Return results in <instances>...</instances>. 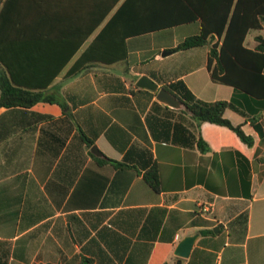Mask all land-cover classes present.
<instances>
[{"label":"crops","instance_id":"obj_1","mask_svg":"<svg viewBox=\"0 0 264 264\" xmlns=\"http://www.w3.org/2000/svg\"><path fill=\"white\" fill-rule=\"evenodd\" d=\"M101 16L95 0H0V72L50 99L0 108V264H176L206 229L183 264H264V101L212 80L210 45L174 52L198 22L112 43ZM143 75L230 102L254 145L162 104Z\"/></svg>","mask_w":264,"mask_h":264},{"label":"trees","instance_id":"obj_2","mask_svg":"<svg viewBox=\"0 0 264 264\" xmlns=\"http://www.w3.org/2000/svg\"><path fill=\"white\" fill-rule=\"evenodd\" d=\"M95 1L101 9L104 3V17L101 16L96 22L95 30L107 17L108 12L112 13L111 19L96 39L107 36L112 43L125 42L132 37L198 22L199 33L187 37L174 52L210 45L207 68L212 80L231 86L256 100L264 101V0ZM253 30L259 31L260 34L254 38L256 46L249 48L246 40ZM0 88V108L29 109L41 101L50 100L45 99L43 93L16 87L5 71L0 72ZM178 91L176 95L187 106V111L199 126L212 123L228 127L245 144L254 145L252 136L225 117L226 110L232 106L230 102L201 101L182 83ZM89 144L92 142L89 141ZM199 147L203 152L209 150L202 139L199 140ZM145 179L152 189L160 191L157 167L150 169L145 174ZM213 233L214 231L209 229L201 231L203 236Z\"/></svg>","mask_w":264,"mask_h":264},{"label":"water","instance_id":"obj_3","mask_svg":"<svg viewBox=\"0 0 264 264\" xmlns=\"http://www.w3.org/2000/svg\"><path fill=\"white\" fill-rule=\"evenodd\" d=\"M136 86L142 89L156 92L157 100L169 108H172L174 110L187 111V106L182 101H180L176 96H174L165 88H159L158 83H156L147 75H143L142 77H140V79L136 82ZM92 152L97 156L103 157L102 153L96 146L92 148ZM216 232H218V229H216ZM200 236V233H195L184 237L179 242L175 250V256L178 258L176 264H183L182 260L188 259L190 257L193 248Z\"/></svg>","mask_w":264,"mask_h":264},{"label":"rangeland","instance_id":"obj_4","mask_svg":"<svg viewBox=\"0 0 264 264\" xmlns=\"http://www.w3.org/2000/svg\"><path fill=\"white\" fill-rule=\"evenodd\" d=\"M257 34H260L259 31H256V30H253L250 32L249 36H248V39H247V43H250L252 41V39H254V36H256ZM185 36V35H184Z\"/></svg>","mask_w":264,"mask_h":264}]
</instances>
